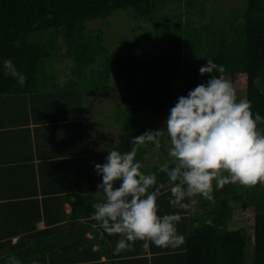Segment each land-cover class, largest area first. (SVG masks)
<instances>
[{"label": "trees", "instance_id": "1", "mask_svg": "<svg viewBox=\"0 0 264 264\" xmlns=\"http://www.w3.org/2000/svg\"><path fill=\"white\" fill-rule=\"evenodd\" d=\"M167 2L0 0V93H29L42 89L45 64L58 55L69 59L73 71L81 76H87V70L96 65L93 71L101 78H112L123 89L128 115L164 113L171 108L176 73L184 71L182 95H187L210 77L211 74L201 76L199 69L211 58L218 65H224L223 75L234 83L237 92L238 83H246L252 112L264 117V0H247L242 13L226 23L218 24V20L211 18L208 23L199 25L191 19L184 21L181 13L163 12L168 10ZM192 2L188 0L191 5ZM120 9L131 10L137 20L154 21L158 41L146 48H136L138 41L134 40L109 48L104 29L93 30L88 23L96 18L109 23V17ZM41 31L48 33L45 37L29 40L31 34ZM61 36L64 43L60 41ZM8 58L27 77L23 86L4 74L2 62ZM55 59L54 63H59V57ZM258 128L264 131V122L258 124ZM168 165L172 166V162ZM159 169L154 166L145 174L156 173L158 182H164L166 175ZM247 188L243 189L238 183L216 188L214 182L215 203L197 196L198 206L194 209L193 203L186 201L190 205L189 213L183 215L181 212L186 210L173 208L168 203L170 193L162 189L158 197L160 214L181 211L183 225L178 230L185 236L182 252L176 250L181 246L172 248L175 252L172 250L171 264H264V183ZM250 190L252 193L248 194ZM96 200L90 194L76 193L72 201L75 217L92 216V203ZM235 207L246 210L252 227L251 262L247 260L249 237L245 229L229 227ZM45 234L40 231L27 240L20 239L19 243L26 245L0 255V264H8L10 256L18 258L21 264H44L46 253L61 245L50 244L49 235ZM78 234H73L69 241L74 242L79 259L84 249Z\"/></svg>", "mask_w": 264, "mask_h": 264}, {"label": "clouds", "instance_id": "2", "mask_svg": "<svg viewBox=\"0 0 264 264\" xmlns=\"http://www.w3.org/2000/svg\"><path fill=\"white\" fill-rule=\"evenodd\" d=\"M2 67L20 86L26 83L27 77L11 58L3 60ZM199 73L211 75L178 97L164 127L133 137L129 151L109 149L106 161L95 163V171L102 177L97 192L103 196L92 203V219L106 233L119 237L114 255L132 249L137 241L144 242V249L150 243L161 248L185 243L177 228L181 216L160 214L162 189L170 193L168 203L173 208L187 210L186 201L195 203L197 196L215 203L214 182L216 188L228 183L246 187L264 183V131L258 128L264 117L252 112L246 97L238 99L236 86L223 75L224 65L207 58ZM162 139L172 166L160 167L166 181L158 182L156 173L141 170L136 155L138 146L145 144L159 149ZM8 264L21 261L10 256Z\"/></svg>", "mask_w": 264, "mask_h": 264}, {"label": "crops", "instance_id": "3", "mask_svg": "<svg viewBox=\"0 0 264 264\" xmlns=\"http://www.w3.org/2000/svg\"><path fill=\"white\" fill-rule=\"evenodd\" d=\"M51 94L43 88L29 93H0V255L26 245L19 240L41 231L49 235L50 244H61L46 253L44 264H171L174 249L151 243L144 249L143 241L114 255L118 236L106 233L92 216L75 217L72 201L76 193L97 199L103 196L97 192L102 177L97 175L95 163L103 164L109 152L92 148L98 138L95 128H80L89 108L79 106L77 110V100L62 105L58 102L63 96L54 98ZM74 125L77 128L72 129ZM84 143L89 153L83 149ZM87 154L93 161L91 167ZM197 206L193 203L194 209ZM185 212L189 213L188 209L181 215ZM235 217L233 228H244L249 237L252 227L237 226ZM181 225L182 220L177 228ZM76 233L84 249L79 259L74 242L69 241ZM183 246L176 250L182 252Z\"/></svg>", "mask_w": 264, "mask_h": 264}, {"label": "rangeland", "instance_id": "4", "mask_svg": "<svg viewBox=\"0 0 264 264\" xmlns=\"http://www.w3.org/2000/svg\"><path fill=\"white\" fill-rule=\"evenodd\" d=\"M246 2L247 0H193L191 5L188 0H168V10L165 9L163 12L181 13L184 21L191 19L198 25L200 23H208L211 18L218 20L219 24L226 23L229 18L239 16ZM108 21L109 23L101 18H96L90 20L88 24L93 30L99 27L104 29L105 42L111 49L128 40L138 41L136 48L151 47L158 41L155 29L156 23L154 21L137 20L131 10H117L109 17ZM46 33L48 32L33 33L30 35L29 40L45 37ZM60 41L61 43L65 42L63 36L60 37ZM56 57H59V63H54ZM73 68L74 66L71 65L70 60L61 56L57 55L50 60L48 59L41 78L43 81L42 88L43 90H51V97L61 98L62 95V102L60 99V102H58L62 105L77 100V110L79 106L89 108V116L86 117L85 122L84 119H81L83 120V125H80V128L87 126H90L91 129L95 128L98 133V138L95 139V144L92 146L95 151L99 150L98 152L102 151V153L109 152V149H117L121 152L129 151L132 147L131 139L133 137L149 129L159 130L165 126L169 110L164 113L128 115L124 108L123 89L112 78H101L98 72L93 71V69L97 68L96 65H92L87 70V76H81L77 71H73ZM183 83L184 71L181 70L176 73L173 81L171 107L175 105L178 97L182 95ZM238 87V99L247 98L246 83L241 81L238 83ZM73 128H77V125H74ZM88 138H90V135ZM84 145L85 143L83 144V149L86 150V153H89ZM69 148L70 150L75 149L72 146H69ZM86 158L88 166L91 167L93 161H91L88 154ZM136 160L142 164L141 170L144 173L149 172L154 166L161 167L172 162L163 139L159 149H156L153 144L138 146ZM240 186L243 189L247 188L246 186ZM251 193L252 191L250 190L248 194ZM233 216H236L237 226H244L250 229L251 225L248 222L246 211L241 208H235L233 209ZM234 217H232V220L231 218L229 219V227H233L236 223L233 221ZM252 247L251 241V245H247V260L249 262L253 260Z\"/></svg>", "mask_w": 264, "mask_h": 264}]
</instances>
